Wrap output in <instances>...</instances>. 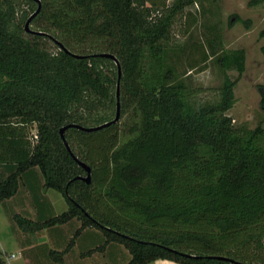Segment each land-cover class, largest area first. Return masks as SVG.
<instances>
[{"label": "trees", "instance_id": "16d2710c", "mask_svg": "<svg viewBox=\"0 0 264 264\" xmlns=\"http://www.w3.org/2000/svg\"><path fill=\"white\" fill-rule=\"evenodd\" d=\"M39 1L29 21L35 33L23 29L34 0H0V147L8 151L0 159L15 162L0 179V200L15 191L19 171L35 165L43 185L66 202L45 224L75 217L79 227L99 228L105 241L127 249L123 264H237L214 255L264 264V127H234L226 114L236 80L226 70L242 72L243 49L216 55L221 82L202 97L203 88L189 89L165 59L172 22L184 15L185 30L192 25L195 16L184 8L195 0ZM19 3L26 9L17 13ZM195 46L198 58L187 65L201 70L210 55ZM100 52L114 55L118 75ZM116 85L117 121L62 131L69 151L89 166L85 182L58 129L111 119ZM9 118L33 123L35 137Z\"/></svg>", "mask_w": 264, "mask_h": 264}, {"label": "rangeland", "instance_id": "374dc122", "mask_svg": "<svg viewBox=\"0 0 264 264\" xmlns=\"http://www.w3.org/2000/svg\"><path fill=\"white\" fill-rule=\"evenodd\" d=\"M21 9H26L25 4L19 3L17 13ZM186 10L194 14L195 21L186 30L184 15L172 22L171 43L165 57L176 79L189 89L203 88L196 95L209 96L222 78L216 55L221 51L242 48V72L237 74L235 70H226L230 78L236 79L233 85L234 102L226 114L231 117L234 127L253 128L257 124L264 127V105L260 104V91L264 90V53L261 49L264 36L258 35L264 26V2L250 6L247 0H195L184 8ZM29 27L34 28V23L31 22ZM197 43L210 55L201 70L187 65L188 58H198ZM49 47L53 49L52 42ZM9 119L11 124L15 123L16 118ZM24 127L29 132L31 126L27 124ZM127 255L129 257L128 251Z\"/></svg>", "mask_w": 264, "mask_h": 264}, {"label": "crops", "instance_id": "0c3cea01", "mask_svg": "<svg viewBox=\"0 0 264 264\" xmlns=\"http://www.w3.org/2000/svg\"><path fill=\"white\" fill-rule=\"evenodd\" d=\"M12 125L29 138L34 133L33 123L29 124V132L24 127L27 124ZM4 151L8 156L6 147H0V152ZM8 158L0 159V179L15 169L14 160ZM16 182L15 191L0 200V256L3 264H123L126 261L127 249L121 243L105 241L102 231L95 226L79 227L80 221L75 217L45 224L66 208V202L59 191L43 185L37 166L19 171ZM15 215L29 219L35 226L20 227ZM145 264L182 263L156 258Z\"/></svg>", "mask_w": 264, "mask_h": 264}, {"label": "water", "instance_id": "95a60500", "mask_svg": "<svg viewBox=\"0 0 264 264\" xmlns=\"http://www.w3.org/2000/svg\"><path fill=\"white\" fill-rule=\"evenodd\" d=\"M34 1L36 2V6H35L34 10L25 18V20L23 22V29H24V31H27V32L41 33V31H36V30H33V29L29 28L30 19L37 13V11L39 10V7H40V1L39 0H34ZM55 42L58 43L60 47H62V45L57 40H55ZM73 55L77 56V57L81 56V55H77V54H73ZM99 55L100 56L109 57L110 59H112L115 62L116 67H117V75H118V73H119L118 62H117L116 58L114 57V55L111 54V53H108V52H100ZM117 93H118V91H117V85H116V90H115V96H116L115 112H114V115H113V117L111 119H109L107 121H104L102 123H99L97 125H90V126H82V125H79L77 123H69V124L62 125L58 129V132H59V135L61 137V140H62L65 148L68 151H69L68 145H67L65 139L62 136V131L67 126H73V127L85 130V131H91V130H95V129L101 128L103 126H106V125H108L110 123H113V122L117 121V119L119 117V106H118V101H117ZM69 153L74 158V160L77 162V164L84 170V174L83 175H77L76 177H78L79 179H81V180H83L85 182H88L89 181V166L87 164H85L83 161L77 159L70 151H69ZM187 255H190V254H187ZM214 257L219 258V259H223V260H229V261L235 262L237 264H246V263H242V262H239V261H234V260H232V259H230L228 257L222 256V255H214Z\"/></svg>", "mask_w": 264, "mask_h": 264}, {"label": "built area", "instance_id": "2783aa9c", "mask_svg": "<svg viewBox=\"0 0 264 264\" xmlns=\"http://www.w3.org/2000/svg\"><path fill=\"white\" fill-rule=\"evenodd\" d=\"M33 137H35V135L33 134Z\"/></svg>", "mask_w": 264, "mask_h": 264}]
</instances>
